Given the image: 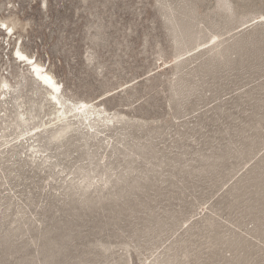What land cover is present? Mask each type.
Instances as JSON below:
<instances>
[{
	"label": "rangeland",
	"instance_id": "rangeland-1",
	"mask_svg": "<svg viewBox=\"0 0 264 264\" xmlns=\"http://www.w3.org/2000/svg\"><path fill=\"white\" fill-rule=\"evenodd\" d=\"M0 25V264H264V0H0Z\"/></svg>",
	"mask_w": 264,
	"mask_h": 264
},
{
	"label": "bare ground",
	"instance_id": "bare-ground-1",
	"mask_svg": "<svg viewBox=\"0 0 264 264\" xmlns=\"http://www.w3.org/2000/svg\"><path fill=\"white\" fill-rule=\"evenodd\" d=\"M18 52H20V51H18ZM20 54L28 57L27 55H25L22 52H20ZM21 61L28 63L29 66H32L34 78L38 79L47 88V90L50 93L52 102L54 101L56 106H60V108L58 109L59 115L57 114L58 118H59L58 121L63 122L65 119H67L68 114L70 112H72L73 109L71 107L66 108L65 103H63L61 101L60 96L62 95V92L60 90V84L55 81V79L50 75V73H48V71H45L44 66L38 64L37 62H33V58L28 57L27 60H21ZM29 61H31V62H29ZM45 77H47L51 81V84L45 82ZM4 87L7 88V90H8L7 92H9V88H10L9 85L5 84ZM57 88L59 89V91L56 90ZM81 115L83 116V118L86 117V119H89V116L91 115V111L88 109H84V110L78 109L76 116L79 117ZM66 129H67V127H64L63 131H65Z\"/></svg>",
	"mask_w": 264,
	"mask_h": 264
},
{
	"label": "snow or ice",
	"instance_id": "snow-or-ice-1",
	"mask_svg": "<svg viewBox=\"0 0 264 264\" xmlns=\"http://www.w3.org/2000/svg\"><path fill=\"white\" fill-rule=\"evenodd\" d=\"M0 28L4 29V30L7 32V34H8L9 36L12 35V29L9 28L7 25H0ZM16 55H17V57H18L20 60H27V59H28V57H26V56H24V55H21L20 52H17ZM29 62H31V61H29ZM45 82L51 84V81H50L47 77H45ZM56 90L59 91L58 88H57ZM82 107H83V106H82Z\"/></svg>",
	"mask_w": 264,
	"mask_h": 264
}]
</instances>
